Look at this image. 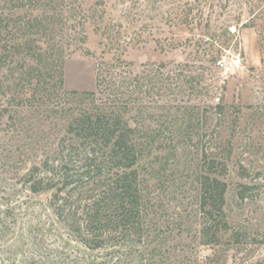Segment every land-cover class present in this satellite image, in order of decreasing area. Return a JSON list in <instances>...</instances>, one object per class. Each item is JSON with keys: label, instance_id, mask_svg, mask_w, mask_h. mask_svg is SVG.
I'll return each mask as SVG.
<instances>
[{"label": "rangeland", "instance_id": "obj_1", "mask_svg": "<svg viewBox=\"0 0 264 264\" xmlns=\"http://www.w3.org/2000/svg\"><path fill=\"white\" fill-rule=\"evenodd\" d=\"M10 1L0 0V46L11 38L2 31L5 14L15 12ZM64 6L70 12L58 38L63 91L24 104L7 100L13 86L0 95V264H264V0H66ZM203 36L227 39L220 66L203 60L209 59L207 44L197 42ZM117 59L124 65L113 77L129 83L148 75L140 93L134 82L127 86L134 103L124 119L156 137L137 163L144 197L138 230L101 236V247L90 249L81 242L80 216L57 218L54 192L30 193L22 177L45 160L47 146L56 149L67 120L105 107L99 94H87L96 91L103 65ZM11 69L0 76L11 79ZM178 74L179 82L167 80ZM189 76L197 77L194 88L184 83ZM188 122L193 127L185 131ZM203 157L225 165L219 178L227 185L230 231L216 246L199 240ZM231 231L247 236L232 243Z\"/></svg>", "mask_w": 264, "mask_h": 264}, {"label": "trees", "instance_id": "obj_2", "mask_svg": "<svg viewBox=\"0 0 264 264\" xmlns=\"http://www.w3.org/2000/svg\"><path fill=\"white\" fill-rule=\"evenodd\" d=\"M10 2L16 5L15 12L9 11L8 15L5 14L6 19L2 20V31L11 38L0 46V72L11 65L14 69L7 73H12L9 80L5 75L0 76V95L5 94V88L13 86L15 91L10 99L7 97L8 101L33 103L38 96L48 100L52 94L63 91L65 57L58 38L63 36L64 15L70 12L64 6L66 0ZM185 23L188 25L189 21ZM199 41L207 44L203 52L209 59L203 60L220 66L219 60L228 48L227 39L218 43L212 36H203ZM197 45L198 48L204 47ZM123 65L121 59L107 64V67L103 65L97 74L96 91L87 95L95 99V95L99 94L97 101L102 97L105 107L96 105L94 109L80 112L67 120L65 135L56 149L47 146L45 160L32 165L22 177L23 185L30 193L54 192L52 207L57 218H62L65 212L66 215L72 212L80 216L77 228L85 236L81 242L90 249L101 247V236H133L143 216L144 197L141 195L137 163L143 150L153 144L156 136L130 127L124 114L133 102V92L127 86L134 82L133 90L140 93L144 86L142 82L148 75L140 81L133 76L129 83L126 77H113L111 71ZM181 67L186 65L179 64L177 69ZM178 77L180 74L173 78L168 76L167 80L169 78L171 84H175L179 82ZM150 81L151 78H148L147 82ZM159 81H163L162 76ZM184 83L189 85L188 88H194L197 77L189 76ZM180 89V85H175L173 90ZM214 108L218 113L223 109L220 104H215ZM192 127L188 122L185 131ZM185 133V139L190 142V133ZM139 139H144L145 147L141 146ZM206 161L207 158L203 157L204 172L198 179L199 240L204 246H216L221 235L230 231L224 212L227 185L219 178L225 172V165L217 158ZM239 194L244 198L242 191ZM72 198L75 202L70 203ZM77 199L79 202L76 204ZM246 236L245 231H231L229 241L239 244V240ZM86 238L92 239L94 245H90V239Z\"/></svg>", "mask_w": 264, "mask_h": 264}]
</instances>
